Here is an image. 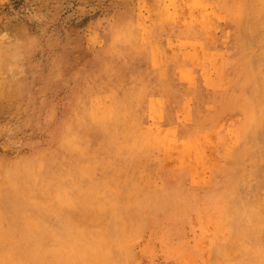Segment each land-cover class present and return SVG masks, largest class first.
<instances>
[{"label":"rangeland","instance_id":"rangeland-1","mask_svg":"<svg viewBox=\"0 0 264 264\" xmlns=\"http://www.w3.org/2000/svg\"><path fill=\"white\" fill-rule=\"evenodd\" d=\"M0 264H264V0H0Z\"/></svg>","mask_w":264,"mask_h":264}]
</instances>
